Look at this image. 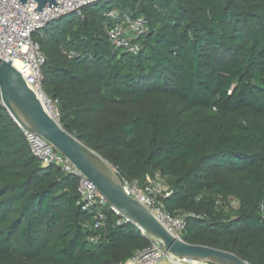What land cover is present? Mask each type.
Wrapping results in <instances>:
<instances>
[{"label": "trees", "instance_id": "trees-1", "mask_svg": "<svg viewBox=\"0 0 264 264\" xmlns=\"http://www.w3.org/2000/svg\"><path fill=\"white\" fill-rule=\"evenodd\" d=\"M109 8L146 19L138 54L111 48ZM33 39L66 132L120 179L160 172L167 211L197 215L185 242L264 264V0H106ZM77 186L32 156L0 102V264H124L151 245L110 209L96 230Z\"/></svg>", "mask_w": 264, "mask_h": 264}, {"label": "built area", "instance_id": "built-area-1", "mask_svg": "<svg viewBox=\"0 0 264 264\" xmlns=\"http://www.w3.org/2000/svg\"><path fill=\"white\" fill-rule=\"evenodd\" d=\"M106 0H59V6L45 8L40 14L34 12L35 3L28 1L25 6L19 0H0V58L11 62L21 74L27 87L40 101L44 111L56 122L60 113L58 101L48 98L43 92L42 68L47 57L33 35L46 26L66 15L81 11L93 4ZM107 40L114 50L136 55L141 46L138 38L149 31L147 21L135 13L109 8L104 12ZM73 54V53H72ZM24 133V132H23ZM30 152L42 165H56L65 174L78 179V205L94 216V228L101 229L106 220L107 209L118 215L87 178H85L61 153L40 136L24 133ZM126 194L138 201L171 235L181 238L187 228L189 218H197L192 212L171 214L167 211L164 199L172 194L167 180L160 172H155L144 181L120 179ZM119 216V215H118ZM121 217V216H120ZM91 243L98 236L89 238ZM124 264H207L203 262L177 258L160 249L156 244L136 251Z\"/></svg>", "mask_w": 264, "mask_h": 264}, {"label": "water", "instance_id": "water-1", "mask_svg": "<svg viewBox=\"0 0 264 264\" xmlns=\"http://www.w3.org/2000/svg\"><path fill=\"white\" fill-rule=\"evenodd\" d=\"M35 3L34 12L58 7L59 0H19L25 6ZM0 102L12 120L26 134L40 136L106 198L112 209L126 222L136 226L143 237L171 255L207 264H248L234 253L203 245L190 244L167 232L134 198L123 190L121 180L111 165L96 151L66 132L43 109L11 62L0 58Z\"/></svg>", "mask_w": 264, "mask_h": 264}, {"label": "rangeland", "instance_id": "rangeland-1", "mask_svg": "<svg viewBox=\"0 0 264 264\" xmlns=\"http://www.w3.org/2000/svg\"><path fill=\"white\" fill-rule=\"evenodd\" d=\"M231 186L234 190V193L238 196V197H242L245 193V185L240 182V181H237V182H232L231 183Z\"/></svg>", "mask_w": 264, "mask_h": 264}]
</instances>
